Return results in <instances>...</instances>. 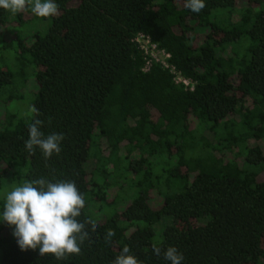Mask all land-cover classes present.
<instances>
[{"label": "trees", "instance_id": "obj_1", "mask_svg": "<svg viewBox=\"0 0 264 264\" xmlns=\"http://www.w3.org/2000/svg\"><path fill=\"white\" fill-rule=\"evenodd\" d=\"M55 2L48 19L0 9V32L43 26L19 36L18 69L0 70V191L74 181L79 219L99 227L80 255L56 261L22 251L0 221V264H111L125 245L142 264H170L153 244L175 246L183 264H264V0H204L199 14L184 0ZM140 31L194 90L157 64L143 71ZM30 85L39 116L7 111ZM37 118L45 135L65 136L47 161L24 146Z\"/></svg>", "mask_w": 264, "mask_h": 264}, {"label": "clouds", "instance_id": "obj_2", "mask_svg": "<svg viewBox=\"0 0 264 264\" xmlns=\"http://www.w3.org/2000/svg\"><path fill=\"white\" fill-rule=\"evenodd\" d=\"M184 6L199 14L205 7L204 0H184ZM30 8L38 18H52L59 14V5L55 0H0V9L12 14L22 13ZM30 111L39 116V110L32 106ZM44 121L34 119L28 125V139L25 149L35 154L39 149L47 161L61 152L63 133L45 135L41 130ZM86 200L74 181L60 180L51 182L45 177L25 181L22 185L13 186L5 196V203L0 221L13 228L12 235L22 251L39 250L40 256L51 255L56 261H66L73 255H80L82 245L91 242L90 233L99 227L95 219L81 221ZM115 230L108 229L104 241L112 244ZM152 254L163 256L170 264H183L185 257L175 246L166 249L153 244ZM131 249L125 245L111 264H142L130 254Z\"/></svg>", "mask_w": 264, "mask_h": 264}, {"label": "rangeland", "instance_id": "obj_3", "mask_svg": "<svg viewBox=\"0 0 264 264\" xmlns=\"http://www.w3.org/2000/svg\"><path fill=\"white\" fill-rule=\"evenodd\" d=\"M42 22H40L38 19L35 20H31L27 23H25L22 29L20 28H15L13 26H9L5 31L0 32V70L4 67H7L9 69H12L13 71H15V69H18V65H17V53H16V47L18 44V38L19 36L22 37H29L33 32L37 31V30H42ZM198 33H200V35H202L203 33V29H199L198 28ZM43 32V31H42ZM244 40L247 43H249V39L246 37H243L241 39V41ZM6 42H11L12 44L9 46H6ZM14 85V84H13ZM12 89V87H10ZM10 89V90H11ZM7 91H9V88H7ZM33 86H29V88H26L24 90L21 91L22 97L20 99H14L10 104L7 105L6 110L7 111H11V112H16V111H20L23 113H31L30 108L32 107L31 105V101L34 98L33 94ZM4 111V109L0 110ZM4 115V113H3ZM208 135V134H207ZM208 137L210 139H212V136L209 134ZM14 185L11 183V181H5L4 182V186L0 191V194L2 197L5 198L6 194L8 191L11 190V188ZM131 188V187H130ZM128 191V188H126V191L123 192L122 190V196H125ZM134 190L130 191V194H133ZM135 196V195H134ZM109 211V214H111L116 207H114L113 209H110V207H106ZM158 226V225H157ZM155 227V231H156V239L159 238V235L161 233V231H159L161 227Z\"/></svg>", "mask_w": 264, "mask_h": 264}, {"label": "built area", "instance_id": "obj_4", "mask_svg": "<svg viewBox=\"0 0 264 264\" xmlns=\"http://www.w3.org/2000/svg\"><path fill=\"white\" fill-rule=\"evenodd\" d=\"M133 41L143 55L145 61L143 66L144 72H149L151 68L157 64L161 68L168 70L177 84L184 85L186 89L194 90V82L191 79L184 77L182 73L170 63L169 60L171 54L165 49L160 48L158 43L154 42L149 34L140 31L136 33Z\"/></svg>", "mask_w": 264, "mask_h": 264}]
</instances>
